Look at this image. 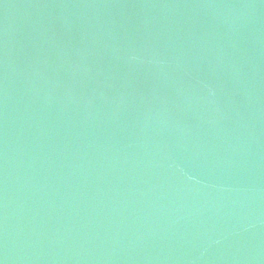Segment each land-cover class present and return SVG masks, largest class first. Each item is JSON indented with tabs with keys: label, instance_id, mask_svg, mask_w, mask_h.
<instances>
[{
	"label": "water",
	"instance_id": "water-1",
	"mask_svg": "<svg viewBox=\"0 0 264 264\" xmlns=\"http://www.w3.org/2000/svg\"><path fill=\"white\" fill-rule=\"evenodd\" d=\"M0 264H264V0H0Z\"/></svg>",
	"mask_w": 264,
	"mask_h": 264
}]
</instances>
